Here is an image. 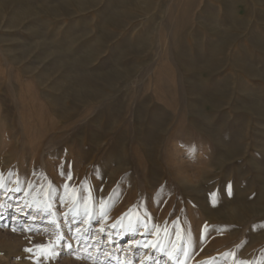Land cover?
<instances>
[{"label":"rangeland","instance_id":"1","mask_svg":"<svg viewBox=\"0 0 264 264\" xmlns=\"http://www.w3.org/2000/svg\"><path fill=\"white\" fill-rule=\"evenodd\" d=\"M0 182V264H264V0H0Z\"/></svg>","mask_w":264,"mask_h":264},{"label":"snow or ice","instance_id":"2","mask_svg":"<svg viewBox=\"0 0 264 264\" xmlns=\"http://www.w3.org/2000/svg\"><path fill=\"white\" fill-rule=\"evenodd\" d=\"M69 179H71V177H69ZM4 184L2 182H0V189H4ZM14 191H19V188L17 189H14ZM25 206H28V207H33L35 211H42V212H46L48 214H50V209H51V204H47L45 207L41 208V207H38V206H34V205H31V204H25ZM10 207V205L8 204H0V215H3V213ZM76 212V214L78 215L79 212L76 210L75 206H73L72 209H70V212ZM90 213L87 209V207H85V222H88L90 223V220H88V217H89ZM52 223H56V221H52ZM30 230V229H29ZM76 232L77 233H80V229L77 228L76 229ZM59 240H63V236L61 235L59 238ZM177 239L180 240L182 239L179 235V233L177 234ZM67 247L69 249H72V244H68ZM131 247V246H130ZM135 247L139 248V247H144V248H152L153 250H157V251H160V252H165V249L160 245L159 241H156V242H146V243H143L141 244L140 241H135ZM26 251H31L30 249H26ZM176 252V246L174 245L172 250L170 251H167L166 254L168 255L169 259H174V253ZM55 254V253H54ZM70 254L76 256L77 259H80L82 257H80L77 253L75 252H70ZM228 255H232L234 257V254L232 253H229ZM134 259H135V254H133V259H128L127 257H124V256H117L115 258V264H134ZM148 260L151 259V257H147ZM142 264H146V262H142ZM239 264H248V262L246 261H240Z\"/></svg>","mask_w":264,"mask_h":264},{"label":"bare ground","instance_id":"3","mask_svg":"<svg viewBox=\"0 0 264 264\" xmlns=\"http://www.w3.org/2000/svg\"><path fill=\"white\" fill-rule=\"evenodd\" d=\"M138 206V205H137ZM141 206V205H140ZM133 231V230H132ZM141 231H139V233H140ZM135 233H136V231H135ZM142 233V232H141ZM126 238L125 237H120V240H125ZM65 255H72V254H70V250H66L65 251Z\"/></svg>","mask_w":264,"mask_h":264}]
</instances>
